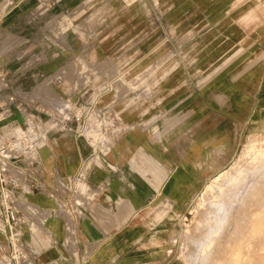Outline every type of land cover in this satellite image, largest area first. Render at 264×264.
Wrapping results in <instances>:
<instances>
[{"label":"rangeland","instance_id":"obj_1","mask_svg":"<svg viewBox=\"0 0 264 264\" xmlns=\"http://www.w3.org/2000/svg\"><path fill=\"white\" fill-rule=\"evenodd\" d=\"M52 1L54 11H64L61 23L43 1L35 10L23 3L0 22V80L10 85L4 93L19 90L43 118L65 100L68 113L104 132L114 148L138 132V144L146 134L158 145L157 157L190 160L195 190L179 193L189 199L177 210L156 199L134 215L132 223L160 225L132 232L142 239L131 251L142 264H228L220 252L213 263L188 256L216 177L264 147V0ZM176 171L185 181L188 171ZM56 212L50 216L72 222L69 211ZM259 232L263 237L264 228ZM257 236L239 264H264ZM129 253L121 262L133 264Z\"/></svg>","mask_w":264,"mask_h":264},{"label":"crops","instance_id":"obj_2","mask_svg":"<svg viewBox=\"0 0 264 264\" xmlns=\"http://www.w3.org/2000/svg\"><path fill=\"white\" fill-rule=\"evenodd\" d=\"M39 1L15 0V5L6 11L0 22L6 19L10 11L16 8L21 9L23 3H33L32 10H35ZM5 2L6 0H0V6ZM53 8L50 12L59 13L57 23H61V12L64 11L57 12ZM61 9H63L62 6ZM44 18L47 19L49 16L45 15ZM135 135L140 133L133 135L130 133L124 141L125 144L113 147L109 156L110 160L120 168L119 173H109L103 167H94L91 170L86 190V194L94 198L90 204L91 217L76 219L74 212L69 209L73 216L72 222L63 215L61 217L63 221L58 219L61 220L58 222L55 217L50 216L56 213V208L52 203L54 199L45 190H38L27 195L28 200L45 211L43 219L47 225L43 229H38L36 238L39 239L33 240L29 232L25 236L26 241L31 242V246L26 244L29 252L31 249H39L37 260L39 264H64L68 261L71 264H125L124 260L121 262V256L128 254L129 249L131 256L138 255L137 251H131V249H136L137 244H141L142 236L133 239L132 232L148 233L160 225L153 221L149 224L148 222L132 223L133 216L149 208L156 199H158V206L167 211L177 210L178 205L189 199V197L183 198L180 194L183 189L185 192L188 189L193 192L196 188L193 186L197 178L190 160L185 159L177 163L176 159L159 158L156 155L158 145L152 147L146 134L143 139L139 138L141 143L138 144ZM71 147L75 154L74 152L66 153ZM89 151L90 148L82 137L74 134L53 135L49 144L41 151L40 168L43 171L44 183L50 187L55 172L63 175L75 173L82 158L86 157ZM183 168L188 171L185 181L176 180L174 176L179 174L176 170ZM52 227L60 237L53 236L50 229ZM171 247L173 249L174 245ZM121 248H123L122 251ZM9 252V239L0 230V264H5L4 257ZM131 258H133L130 260L131 263L142 264L141 256Z\"/></svg>","mask_w":264,"mask_h":264},{"label":"built area","instance_id":"obj_3","mask_svg":"<svg viewBox=\"0 0 264 264\" xmlns=\"http://www.w3.org/2000/svg\"><path fill=\"white\" fill-rule=\"evenodd\" d=\"M42 1L46 4V10L54 7L55 2L52 0H40ZM15 3V0H6L5 4L0 6V21ZM3 77V69L0 67V78ZM1 81L0 230L7 235L10 245V252L4 260L9 264H39V249H31L29 252L27 245L31 246V242H27L25 236L29 232L34 240L38 229L46 226L43 219L45 211L28 200L27 195L45 190L54 199L56 211L59 210V213L64 214L71 209L76 219L91 217L90 204L94 198L86 194L91 170L94 167H103L109 173H119L120 168L109 158L114 143L105 141L104 132L84 127L78 114L68 113L65 100L60 99L54 111H44L46 117L43 118L31 100L24 99L19 90L4 93L5 88L10 85L6 83L4 86ZM55 134H74L82 137L90 151L82 158L75 173L63 175L55 172L49 187L42 178L41 151Z\"/></svg>","mask_w":264,"mask_h":264},{"label":"bare ground","instance_id":"obj_4","mask_svg":"<svg viewBox=\"0 0 264 264\" xmlns=\"http://www.w3.org/2000/svg\"><path fill=\"white\" fill-rule=\"evenodd\" d=\"M259 125L264 126V121ZM216 178L210 195L208 194L206 198L204 196L206 207L202 211V219L205 223L195 228L200 238L192 239L191 245L193 246L188 258L213 263L220 252L223 260L228 264H239V255L245 249V245L253 241V237L259 235V231L264 228V147L255 150L246 163H238L231 170ZM259 237L264 238V236H257ZM255 240L251 243L252 245L254 243V247L257 240L262 241V239ZM213 241H216V244L211 249ZM256 248L252 247L250 250ZM259 260L257 261L260 262ZM248 263L245 262V264Z\"/></svg>","mask_w":264,"mask_h":264}]
</instances>
